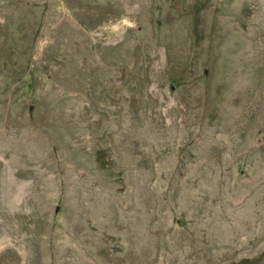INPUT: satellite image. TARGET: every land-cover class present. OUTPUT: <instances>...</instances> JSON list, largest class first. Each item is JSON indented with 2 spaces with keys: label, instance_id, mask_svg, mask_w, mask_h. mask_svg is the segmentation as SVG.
I'll use <instances>...</instances> for the list:
<instances>
[{
  "label": "rangeland",
  "instance_id": "374dc122",
  "mask_svg": "<svg viewBox=\"0 0 264 264\" xmlns=\"http://www.w3.org/2000/svg\"><path fill=\"white\" fill-rule=\"evenodd\" d=\"M0 264H264V0H0Z\"/></svg>",
  "mask_w": 264,
  "mask_h": 264
}]
</instances>
